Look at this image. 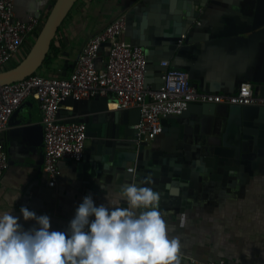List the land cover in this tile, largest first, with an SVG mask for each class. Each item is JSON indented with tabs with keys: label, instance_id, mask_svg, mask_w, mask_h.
Listing matches in <instances>:
<instances>
[{
	"label": "crops",
	"instance_id": "1",
	"mask_svg": "<svg viewBox=\"0 0 264 264\" xmlns=\"http://www.w3.org/2000/svg\"><path fill=\"white\" fill-rule=\"evenodd\" d=\"M54 2L16 0L15 16L21 20L38 16L41 25ZM120 2L78 0L53 41L55 48L48 53L49 62L44 61L36 73L69 76L88 39L117 18ZM192 2L151 0L135 14L137 29H167L170 20L178 24L183 10L191 11ZM40 25L3 70L26 57L40 33ZM123 39L130 42L125 34ZM108 50L109 47L101 48L98 67L104 66ZM230 69L218 63L208 71L223 78ZM113 100L110 93L106 100L97 98L77 104L69 99L61 105V120L84 119L88 133L86 153L79 162L60 160L57 184L50 186L44 171L43 114L35 96L25 98L12 114L8 128L0 133L9 155V166L0 179V211L10 210L12 215L20 216V207L26 206L37 215L47 214L50 230L64 231L84 196L91 194L97 204L106 203V192L98 182L114 197L122 184L140 185L148 178L150 183L144 186L159 193L157 207L171 229L169 236L180 239L181 264H196L192 259L206 262L220 258L233 264H264V167L243 169L232 149L211 148L212 145L197 149L196 145L213 139L211 133L198 131L196 113L185 118L192 150H177L181 153L167 156L172 144L168 137L158 136L154 146H147L141 153L138 167L132 140L139 112L135 108L116 110ZM131 166L134 172L127 171ZM14 194H20V198L12 204ZM121 207L126 204L122 202ZM20 223L25 229L34 224L23 219Z\"/></svg>",
	"mask_w": 264,
	"mask_h": 264
},
{
	"label": "water",
	"instance_id": "2",
	"mask_svg": "<svg viewBox=\"0 0 264 264\" xmlns=\"http://www.w3.org/2000/svg\"><path fill=\"white\" fill-rule=\"evenodd\" d=\"M77 1L55 0L31 50L16 66L0 71V84L22 80L39 71L63 21ZM150 2L121 0V11L117 15L126 17L124 34L130 38V43L144 49L147 86L156 89L162 86L166 69L162 61L169 60L171 67L188 71L194 86L202 91L234 93L242 82L247 81L252 83L256 95L264 96V0H193L191 11L183 10L184 15L178 24L174 25L170 20L167 29L138 30L135 14ZM111 44L110 40L102 43L100 51ZM218 63L220 67L231 68L229 73H224L227 77H216L208 71ZM97 98L106 100L107 96L94 99ZM69 99L77 104L94 100L70 96L61 105ZM135 109L139 112L138 123L141 111ZM191 113H196L199 118L198 131L205 135L211 133L213 139L202 146L196 145L197 149L207 145L232 149L234 159L240 161L243 169L260 170L264 167V105L213 102H192L181 114L164 116L161 132L151 141L138 143L134 129L135 165L139 167L141 153L147 146L153 147L158 136L168 137V143L172 144L167 156L181 153L177 150H192L191 132L185 122ZM65 122L85 123L81 117ZM129 168L128 172H134L135 167L133 170Z\"/></svg>",
	"mask_w": 264,
	"mask_h": 264
},
{
	"label": "built area",
	"instance_id": "3",
	"mask_svg": "<svg viewBox=\"0 0 264 264\" xmlns=\"http://www.w3.org/2000/svg\"><path fill=\"white\" fill-rule=\"evenodd\" d=\"M16 0H0V71L16 56L24 41L36 33L40 17L21 20L15 16ZM126 17L121 15L88 39L74 69L67 77L32 74L22 80L0 84V133L8 128L10 118L30 95L37 98L43 114L44 171L50 186L57 184L59 161L68 158L79 162L86 150L87 131L83 122H65L58 112L62 101L114 95L115 109L140 108V121L135 125L137 142L151 141L162 130L161 119L179 115L192 102L264 105V96L256 95L251 82H242L234 93L202 91L194 86L188 71L166 67L160 88L146 85L147 60L140 45L123 39ZM112 41L103 67H98L102 43ZM9 166L5 142L0 140V179ZM134 167H130L133 170ZM196 264H233L225 259Z\"/></svg>",
	"mask_w": 264,
	"mask_h": 264
},
{
	"label": "clouds",
	"instance_id": "4",
	"mask_svg": "<svg viewBox=\"0 0 264 264\" xmlns=\"http://www.w3.org/2000/svg\"><path fill=\"white\" fill-rule=\"evenodd\" d=\"M146 183L122 184L113 197L98 182L106 203L84 196L64 231L50 230V217L26 206L20 216L0 211V264H181L180 239L169 236L160 195ZM21 219L34 224L25 229Z\"/></svg>",
	"mask_w": 264,
	"mask_h": 264
},
{
	"label": "trees",
	"instance_id": "5",
	"mask_svg": "<svg viewBox=\"0 0 264 264\" xmlns=\"http://www.w3.org/2000/svg\"><path fill=\"white\" fill-rule=\"evenodd\" d=\"M43 25H44V23H42V24L40 25V27H39V29H38V33L41 31ZM53 48H55V45H54V43L52 42L51 49L53 50ZM49 60H50V56L48 55L47 58H46V60H45V63L49 62ZM16 65H17V63L11 64V65L9 66V68L14 67V66H16ZM6 69H7V68H6Z\"/></svg>",
	"mask_w": 264,
	"mask_h": 264
}]
</instances>
